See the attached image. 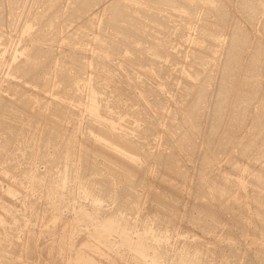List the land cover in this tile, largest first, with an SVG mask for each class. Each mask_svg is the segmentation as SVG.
<instances>
[{"label":"rangeland","instance_id":"374dc122","mask_svg":"<svg viewBox=\"0 0 264 264\" xmlns=\"http://www.w3.org/2000/svg\"><path fill=\"white\" fill-rule=\"evenodd\" d=\"M262 97L264 0H0V264H264Z\"/></svg>","mask_w":264,"mask_h":264},{"label":"bare ground","instance_id":"6f19581e","mask_svg":"<svg viewBox=\"0 0 264 264\" xmlns=\"http://www.w3.org/2000/svg\"><path fill=\"white\" fill-rule=\"evenodd\" d=\"M119 1V0H118ZM156 1V0H155ZM160 1H162V0H160ZM165 1V0H164ZM77 2V1H76ZM80 2V1H79ZM88 2H89V0H88ZM169 2H172V0H169ZM176 2V1H175ZM192 2V1H191ZM55 3V2H54ZM124 3V2H123ZM166 3H167V0H166ZM187 3V2H186ZM242 3V2H241ZM53 4V3H52ZM120 3H118V5H119ZM127 4V3H126ZM133 4H135V3H133ZM80 5V4H79ZM117 5V7L118 8H116L117 10H119V9H121L122 11L124 10V8H126V5H119L118 6ZM116 6V5H115ZM129 6V5H128ZM127 6V7H128ZM239 6V5H238ZM243 6V5H242ZM136 7H137V5H136ZM142 7V6H141ZM217 7V6H216ZM215 6H214V8L215 9H217ZM218 7H220V6H218ZM240 7V6H239ZM244 7H245V5H244ZM83 8V7H82ZM87 8H88V6H87ZM211 8H213V7H211ZM113 9H114V7H113ZM130 9V8H129ZM128 9V10H129ZM219 9V8H218ZM243 9V8H242ZM126 10V9H125ZM127 10V11H128ZM222 10V9H221ZM137 11H139V10H137ZM217 11V10H216ZM130 12H131V10H130ZM135 12V11H134ZM140 13H142V14H144V12H142V11H139ZM138 12V13H139ZM219 12H220V10H219ZM245 12H246V10H245ZM139 13V14H140ZM224 13V12H223ZM84 14H85V11H84ZM118 14H121V13H118ZM125 14V13H124ZM130 14V13H129ZM133 14V13H132ZM246 14H248V13H246ZM251 14V13H250ZM126 15H127V13H126ZM138 15V14H137ZM146 15L147 14H144V17H146ZM221 15V14H220ZM147 16H149V15H147ZM133 18H134V16H132ZM140 17V16H139ZM150 17V16H149ZM148 17V18H149ZM218 17V16H217ZM220 17V16H219ZM130 18H131V16H130ZM133 18H131L132 20H133ZM136 18L137 17H135V19L133 20V22L131 21H129L128 23H130V24H128L129 25V29H125L124 27V30L123 31H119L120 33H121V36L120 35H118V37L120 36L122 39H124V40H126V41H128V43H132V45L133 44H135V43H137L138 42V40H139V38H137V33H136V30H138L139 31V29H140V27H141V23H143V22H140V20H138V18H137V20H136ZM247 18V17H246ZM50 19V18H49ZM157 19V18H156ZM120 20V19H119ZM136 20V21H135ZM101 23V22H100ZM106 23V22H105ZM154 24V23H153ZM149 25V24H148ZM162 25H164V24H162ZM238 25V24H237ZM236 26V25H235ZM154 27V26H153ZM234 27V26H233ZM122 28V27H121ZM143 28V27H142ZM148 28V27H147ZM150 28V27H149ZM119 29V28H118ZM57 30V29H56ZM56 30H55V32H56ZM122 30V29H121ZM134 31V32H133ZM137 31V32H138ZM163 31V30H162ZM150 32V31H149ZM165 32V31H164ZM114 33H115V35L116 34H118L117 32H116V30L114 31ZM139 33V32H138ZM210 33V32H209ZM141 34V33H140ZM157 33H155V35H156ZM234 34V33H233ZM114 35V36H115ZM154 35V36H155ZM213 35H214V33H213ZM211 36H212V34H211ZM116 37V36H115ZM167 37V36H166ZM214 37H216V36H214ZM233 37V36H232ZM208 38V37H207ZM149 39V38H148ZM167 39V38H166ZM110 40V39H109ZM213 40V39H212ZM216 40V39H215ZM215 40H213V41H215ZM166 41V40H165ZM168 41V40H167ZM166 41V42H167ZM213 41H211V43L213 42ZM152 42V41H151ZM160 42V41H159ZM169 42V41H168ZM229 42V41H228ZM245 42V36H244V33H242V31L240 32L239 30H236L235 31V34H234V37H233V43L231 42V44H232V46H230V49L228 50L229 51V54H228V57H227V59L228 60H226L225 62H227V67H226V65H225V67H226V69H225V67H224V77H222L223 79V81H222V85H221V87H220V90L222 91L221 93H219V94H221L220 96H222L223 95V93H226V94H224L225 95V97L227 96V93H228V90H229V85L231 84V75H233L232 73L235 71V69H238V68H236L237 67V63L239 62H237V57H238V52L240 51V49H241V47L243 46V43ZM162 42H160V44H161ZM143 44V43H142ZM165 44H167V43H165ZM165 44H163L164 46H165ZM230 44V45H231ZM159 45V44H158ZM226 45V44H225ZM248 45V44H247ZM149 46V45H148ZM163 46V47H164ZM211 46V45H210ZM259 46V45H258ZM257 46V47H258ZM151 48H152V50L155 52L154 53V55H156V53L158 52L157 50H155V49H157L156 48V45L154 44V46H150ZM160 47V46H159ZM246 47V46H245ZM245 47H243V48H245ZM256 47V48H257ZM36 48V47H35ZM129 48V47H128ZM146 48V47H145ZM259 48V47H258ZM163 49V48H162ZM209 49V48H208ZM39 50V49H38ZM160 50V49H159ZM226 50V49H225ZM242 50V49H241ZM209 51H211V50H209ZM224 51V50H223ZM260 52V51H259ZM38 53V52H37ZM35 54V53H34ZM224 54V53H223ZM33 55V54H32ZM136 55V54H135ZM211 55V54H210ZM251 55V54H250ZM252 56V55H251ZM31 57V56H30ZM135 57V56H134ZM139 57V56H138ZM255 57H257V56H254V58ZM32 58H33V56H32ZM199 58V57H198ZM226 58V57H225ZM253 58V57H252ZM38 59V58H37ZM214 59V58H213ZM239 59V58H238ZM258 59V58H257ZM135 60V59H134ZM136 60H137V58H136ZM240 61H241V59H240ZM256 61H258V60H256ZM224 62V63H225ZM253 65H251V66H248V68H245V70H244V74H242V75H245V77H244V79H243V81L240 83V89L238 90V91H236V93H237V96H236V99H233L235 102H234V110H233V112H232V114H231V119H230V123L228 124V128H229V130H232V132H233V130L234 129H236L237 130V128L239 127V123L242 121V123L244 122L242 119V117L244 116V115H242V109H241V105L244 103V104H247V102H248V100H249V98L250 97H252L253 96V93L254 92H256V91H254V92H252L253 90H250L251 92H248L247 91V89L250 87V88H252V87H255V88H257L256 86H253L254 84H256L257 85V78H258V62H257V64H256V62H255V60H253ZM27 64V63H26ZM29 64L30 63H28V68L29 67H31V64H30V66H29ZM239 64V63H238ZM242 64V63H241ZM247 64V63H246ZM18 65V64H17ZM257 65V66H256ZM239 66V65H238ZM243 66V65H242ZM246 66V65H245ZM243 68V67H242ZM25 70V69H24ZM108 70V69H107ZM106 70V71H107ZM110 71V70H109ZM237 71V70H236ZM111 72V71H110ZM239 72V71H238ZM22 73V72H21ZM236 73V72H235ZM24 74V73H23ZM106 74H108V73H106ZM112 75V74H111ZM203 75V74H202ZM202 75L200 76V77H202ZM113 76V75H112ZM205 76V75H204ZM206 77V76H205ZM243 77V76H242ZM200 79H202L203 80V82L202 81H200L201 82V84H200V82H199V85H198V83L196 84V85H198L197 86V88H198V90L199 91H203L204 90V79L203 78H200ZM205 79H207V77L205 78ZM260 79V78H259ZM65 82V81H64ZM260 82V81H259ZM195 83V82H194ZM221 84V83H220ZM192 85V84H191ZM191 85H189V84H187V86H186V90L188 91V90H191L192 89V87H191ZM252 86V87H251ZM196 87V86H195ZM102 88V87H101ZM206 88V87H205ZM97 89H98V86H97ZM118 89V88H117ZM254 89V88H253ZM99 91V90H98ZM100 91H103V90H100ZM116 92V90L114 91V94H116L115 93ZM103 93V92H102ZM111 93V92H110ZM117 93H120V92H117ZM195 93V92H194ZM203 93V92H202ZM201 93V94H202ZM104 94V93H103ZM193 94V93H192ZM196 94H197V92H196ZM195 94V95H196ZM119 95V94H118ZM118 95H117V97H118ZM187 95V94H186ZM224 95L222 96V97H220V98H222V99H220L219 97V100H217L216 101V105H215V107H216V109H215V113H214V115L216 114V117H214L215 119V122H212V123H214V125L216 124V123H219L220 124V121L219 120H221V119H219V117H222V115L220 114L221 113V110H222V108H223V106L225 105V102H224V100L226 101V99H225V97H224ZM123 96V95H122ZM191 96V95H190ZM193 96V95H192ZM197 96V95H196ZM110 97V96H109ZM120 98H121V96H119ZM198 97V96H197ZM201 97V96H200ZM200 97H198V98H200ZM256 97V96H255ZM111 98V97H110ZM194 98H195V96H194ZM193 98V99H194ZM197 98V99H198ZM253 98V97H252ZM262 98H264V97H262ZM127 99V98H126ZM188 99H190V98H188ZM187 99V100H188ZM196 99V98H195ZM7 100V99H6ZM108 100H109V98H108ZM125 100V99H124ZM199 100V99H198ZM106 101V100H105ZM116 101V100H115ZM120 101V100H119ZM123 101V100H122ZM189 101V100H188ZM255 101V100H254ZM116 102H118V100L116 101ZM107 103V102H106ZM114 103V102H113ZM191 103H192V99H191ZM233 103V102H232ZM3 104V103H2ZM24 104V103H23ZM104 104H105V102H104ZM158 104V103H157ZM224 104V105H223ZM248 104H250V102H248ZM4 105V104H3ZM109 105V104H108ZM108 105L106 104L105 105V107H108ZM198 101L196 100L195 101V103L193 104V105H191V109H190V116H192V117H194V114H195V112L197 111V107H198ZM262 105H264V104H262ZM111 106V105H110ZM121 106V105H120ZM185 106V105H184ZM116 107V106H115ZM245 105H244V111H245ZM6 109V108H5ZM109 109V108H108ZM247 109V108H246ZM115 111V110H114ZM243 111V112H244ZM247 111V110H246ZM117 112H118V110H117ZM122 114H124V113H122ZM221 115V116H220ZM11 116V115H10ZM8 117V116H7ZM13 117V116H12ZM191 117V118H192ZM115 118V117H114ZM229 118V117H228ZM3 119V118H2ZM8 119V118H7ZM54 119V118H53ZM118 119V118H117ZM211 119H213V118H211ZM10 120V119H9ZM56 120V119H55ZM54 120V121H55ZM58 120V119H57ZM56 120V121H57ZM189 120V119H188ZM228 120V119H227ZM3 121V120H2ZM2 121H0V128L3 126V122ZM17 121V120H16ZM212 121V120H211ZM21 122V121H20ZM196 122V121H195ZM221 122H223V121H221ZM16 123V122H15ZM14 123V124H15ZM9 124V123H8ZM195 124V123H194ZM2 125V126H1ZM7 125V124H6ZM218 125V124H217ZM217 125H215V126H217ZM225 125H226V123H225ZM237 125H238V127H237ZM241 126V125H240ZM252 126V125H251ZM4 127V126H3ZM2 127V128H3ZM13 127V126H12ZM245 126H243L242 128H244ZM5 128V127H4ZM191 128V127H190ZM224 128V127H223ZM241 128V127H240ZM250 128V127H249ZM217 129V128H216ZM227 129V128H226ZM1 130V129H0ZM229 130L227 131V132H229ZM184 132V131H183ZM188 132V131H187ZM248 132V131H247ZM237 134V133H236ZM240 134V133H239ZM227 135H229V134H227ZM231 135V134H230ZM185 136V135H184ZM255 138V137H254ZM184 139H186V138H184ZM184 139H183V142H184ZM248 139V138H247ZM233 140V139H232ZM255 140V139H254ZM239 141V140H238ZM245 141H246V138H245ZM234 142V141H233ZM186 143L187 144H189V142H187L186 141ZM243 143V142H242ZM250 143V142H249ZM184 144H185V142H184ZM236 144V143H235ZM240 145V144H239ZM244 145V144H243ZM245 145H246V142H245ZM248 145V144H247ZM224 146V145H223ZM103 148V147H102ZM244 148V147H243ZM239 149V148H238ZM227 150V149H226ZM248 152V151H247ZM243 155V154H242ZM166 160H167V158H166ZM164 161V160H163ZM169 161V160H168ZM165 162V161H164ZM163 162V163H164ZM229 165V164H228ZM170 168V167H169ZM172 169V168H171ZM175 171V170H174ZM262 175H264V174H262ZM260 178H262V177H260ZM262 180H264V179H262ZM254 181V180H253ZM256 181L257 182H260L259 181V179L258 178H256ZM96 184V183H95ZM89 190V189H88ZM90 192H89V194H87V195H89L90 197H95V198H97L96 196H95V191H93L92 189L91 190H89ZM97 191V190H96ZM97 193V192H96ZM95 200H97V199H95ZM92 201V200H91ZM127 202H124L123 203V205H124V207H125V204H126ZM97 215V214H96ZM98 215H100V214H98ZM104 217V216H103ZM110 218V217H109ZM105 221V220H104ZM112 221V220H111ZM109 227L107 226V229H108ZM117 232V231H116ZM119 237H121L122 239H126V241L128 242V241H130V239H129V237H128V233L125 231V230H122V231H120V236ZM131 242V241H130ZM132 243V242H131ZM190 264L192 263V264H194V261H190L189 262ZM197 264V263H196Z\"/></svg>","mask_w":264,"mask_h":264}]
</instances>
